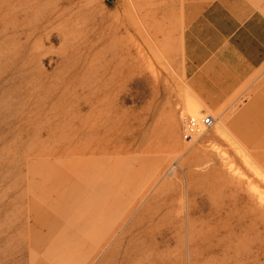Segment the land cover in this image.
<instances>
[{
  "label": "rangeland",
  "instance_id": "obj_1",
  "mask_svg": "<svg viewBox=\"0 0 264 264\" xmlns=\"http://www.w3.org/2000/svg\"><path fill=\"white\" fill-rule=\"evenodd\" d=\"M216 7L264 17V0H0V264H264V63L184 52Z\"/></svg>",
  "mask_w": 264,
  "mask_h": 264
},
{
  "label": "crops",
  "instance_id": "obj_2",
  "mask_svg": "<svg viewBox=\"0 0 264 264\" xmlns=\"http://www.w3.org/2000/svg\"><path fill=\"white\" fill-rule=\"evenodd\" d=\"M220 11L219 7L203 11L186 28L184 52L189 67L210 65L215 60L236 64L237 70L260 67L264 63V17L252 13L239 20L209 14ZM244 63V68L239 66Z\"/></svg>",
  "mask_w": 264,
  "mask_h": 264
},
{
  "label": "built area",
  "instance_id": "obj_3",
  "mask_svg": "<svg viewBox=\"0 0 264 264\" xmlns=\"http://www.w3.org/2000/svg\"><path fill=\"white\" fill-rule=\"evenodd\" d=\"M186 122L183 137L187 141H196L197 137L206 133L209 128L213 125V119L210 116H201V117H189L184 120Z\"/></svg>",
  "mask_w": 264,
  "mask_h": 264
}]
</instances>
